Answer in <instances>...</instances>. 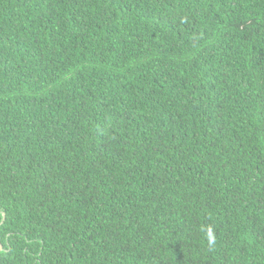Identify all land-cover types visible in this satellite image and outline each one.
I'll use <instances>...</instances> for the list:
<instances>
[{
    "label": "trees",
    "instance_id": "16d2710c",
    "mask_svg": "<svg viewBox=\"0 0 264 264\" xmlns=\"http://www.w3.org/2000/svg\"><path fill=\"white\" fill-rule=\"evenodd\" d=\"M0 264H264V0H0Z\"/></svg>",
    "mask_w": 264,
    "mask_h": 264
},
{
    "label": "clouds",
    "instance_id": "9594fccd",
    "mask_svg": "<svg viewBox=\"0 0 264 264\" xmlns=\"http://www.w3.org/2000/svg\"><path fill=\"white\" fill-rule=\"evenodd\" d=\"M208 243L210 246L214 245V243H215V240L212 237L211 229L208 230Z\"/></svg>",
    "mask_w": 264,
    "mask_h": 264
}]
</instances>
